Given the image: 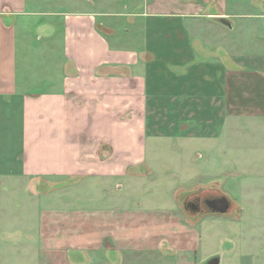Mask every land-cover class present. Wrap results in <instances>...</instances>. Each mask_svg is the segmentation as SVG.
Here are the masks:
<instances>
[{
  "label": "crops",
  "instance_id": "1",
  "mask_svg": "<svg viewBox=\"0 0 264 264\" xmlns=\"http://www.w3.org/2000/svg\"><path fill=\"white\" fill-rule=\"evenodd\" d=\"M97 3L135 0H0V180L58 193L40 244L25 236L34 261L264 264V210L228 194L264 177V53L233 52L230 34L264 28V0ZM129 15L145 20L132 38L105 20ZM196 178L227 214L184 209Z\"/></svg>",
  "mask_w": 264,
  "mask_h": 264
},
{
  "label": "rangeland",
  "instance_id": "2",
  "mask_svg": "<svg viewBox=\"0 0 264 264\" xmlns=\"http://www.w3.org/2000/svg\"><path fill=\"white\" fill-rule=\"evenodd\" d=\"M120 3H124L125 0H119ZM141 1V3H140ZM143 0H135L134 6H119V7H104L97 3V10L102 11H108L110 8H112V11L115 12H127V13H133L134 14H140L144 12L146 9L143 5ZM107 24H115L117 25V29L121 30H130V37L132 38V33L138 32V29L144 25L145 20L134 18L133 16L129 15L127 17H111V18H105ZM160 25V27L166 30H171L170 26L178 27V29H181L180 26L183 24H189L183 23L181 21L177 22H169L168 20L162 19L158 20L156 22ZM240 24V23H237ZM264 24V23H260ZM247 25L252 26L250 22H247L244 27H241L242 30H247ZM195 27V25H194ZM198 30H202V28H196ZM254 30L252 37L249 36L246 38V35L248 32L252 31H246L245 37L241 38V32H238V30L230 31V34L232 36V51L237 52L234 48L235 43L238 44L239 48L242 50L244 49V56L246 54H251L250 52L257 50L259 53H264V28H255L251 29ZM259 34V37H258ZM246 38V39H245ZM132 40V39H131ZM263 42H260V41ZM132 41H140V40H132ZM244 41H248L247 45H245ZM142 42V41H141ZM247 46V48H246ZM234 55V54H233ZM195 127L201 126L200 122L201 119L196 118L193 119ZM243 126L244 128L248 127L246 125L245 120H243ZM197 145H201V142H196ZM250 151V147L246 145V150L244 152ZM201 152V151H200ZM250 168V167H246ZM202 179V178H201ZM201 179H195L193 182H191L188 187V189H184L179 191L180 200H184L185 197L189 194L187 193H199L204 192V189L211 188L217 189L218 184L217 183H211L209 185H206L205 182ZM248 180L246 183V194H243V199H240V195H235L234 192H229V196H231L233 202L235 204H239L240 201H242L241 206L244 204L249 206H256L260 209L264 210V177H260L259 179L254 176H248L246 177ZM186 187V186H185ZM181 187V188H185ZM191 188V189H190ZM186 190V191H185ZM54 192H56L54 190ZM56 194H53V192L48 191V187L46 189V185L40 183L35 186L34 189H30L29 184L27 182H15L7 179L0 180V233L4 236V238L9 239L10 243H16V247H13L11 250V263L13 264H38V262L34 261V257L38 256L39 253L35 248L32 246L31 238L26 239L27 232H32L33 230V236L34 241L33 243L37 246L40 244L38 234H39V227L40 224L47 220V213L51 212L52 210L58 209V202L57 198H52L51 196ZM258 196V197H257ZM105 208V207H104ZM261 216V215H260ZM202 214L198 215V218L201 219ZM260 238H262V235H259ZM14 245V244H10ZM9 244H6V247L10 246ZM39 247V246H38ZM38 249V248H36Z\"/></svg>",
  "mask_w": 264,
  "mask_h": 264
},
{
  "label": "water",
  "instance_id": "3",
  "mask_svg": "<svg viewBox=\"0 0 264 264\" xmlns=\"http://www.w3.org/2000/svg\"><path fill=\"white\" fill-rule=\"evenodd\" d=\"M203 203L206 207V212L204 211L205 214H227L231 208V202L227 197H207L203 200ZM189 205V202L184 204V209L186 211L192 212L194 214H203L200 203L198 204L199 208L197 211H190ZM211 264H219V261H217V263L212 262Z\"/></svg>",
  "mask_w": 264,
  "mask_h": 264
},
{
  "label": "flooded vegetation",
  "instance_id": "4",
  "mask_svg": "<svg viewBox=\"0 0 264 264\" xmlns=\"http://www.w3.org/2000/svg\"><path fill=\"white\" fill-rule=\"evenodd\" d=\"M196 195L194 196V197H192L191 199H190V197L188 198V196L186 197V199L185 200H187V199H189V208H190V211H197L198 210V204L200 203V207H201V211L204 213V211H206V207H205V204L203 203V200L205 199V198H207V197H216L215 196V194L216 193H214V191L213 192H209L208 194V196L206 197H203V194H204V192H201V194H199V193H195Z\"/></svg>",
  "mask_w": 264,
  "mask_h": 264
},
{
  "label": "trees",
  "instance_id": "5",
  "mask_svg": "<svg viewBox=\"0 0 264 264\" xmlns=\"http://www.w3.org/2000/svg\"><path fill=\"white\" fill-rule=\"evenodd\" d=\"M190 194V193H189ZM192 194H195V193H192ZM206 212V211H205ZM205 212L202 214V216H204L205 215ZM190 214H194V213H192V212H190Z\"/></svg>",
  "mask_w": 264,
  "mask_h": 264
}]
</instances>
